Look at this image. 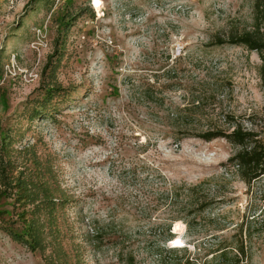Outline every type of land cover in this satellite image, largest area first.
Instances as JSON below:
<instances>
[{
	"label": "rangeland",
	"instance_id": "374dc122",
	"mask_svg": "<svg viewBox=\"0 0 264 264\" xmlns=\"http://www.w3.org/2000/svg\"><path fill=\"white\" fill-rule=\"evenodd\" d=\"M253 1L0 0V264H46L50 246L12 237L29 239L26 219L45 241L49 222L67 231L83 264H124L80 240L110 217L131 234L136 264H157L147 224L198 183L214 202L189 231L173 221L169 245L193 254L185 239L205 247L242 225L248 263L264 264V175L245 183L227 162L239 147L223 138L175 140L225 113L264 135L259 54L211 44L251 29ZM47 186L62 207H44Z\"/></svg>",
	"mask_w": 264,
	"mask_h": 264
},
{
	"label": "trees",
	"instance_id": "16d2710c",
	"mask_svg": "<svg viewBox=\"0 0 264 264\" xmlns=\"http://www.w3.org/2000/svg\"><path fill=\"white\" fill-rule=\"evenodd\" d=\"M39 1L41 0H31L35 3ZM252 12L251 29L241 33H231L226 38L216 36L211 44L244 46L249 50L256 51L261 59L258 73L264 85V0H254ZM221 119L219 125H214V127L204 131L175 133L180 134L175 140L186 137H197L204 141L223 138L230 144L238 146V151L231 155L227 162L236 168L240 178L249 184L264 175V135L260 129L245 126L242 118H237L231 113L222 114ZM250 123L252 122L250 121ZM143 166L151 168L145 163L141 167L143 168ZM200 187L201 185L198 183L182 188V191L186 192V202L177 211L168 215L166 219L147 224V234L151 235L150 238L152 237L154 241L147 240L149 238L147 237L144 241V251L149 257L154 258L157 264H249V247L242 237V225L230 236H221L217 243L205 247H199V244L195 242L197 239H189L188 241L185 239V244H192L198 249L193 254L187 245H169L175 236L171 232L173 221L182 220L186 225V231H189L191 223L198 220L202 213L212 206L213 200L198 196ZM50 189L48 186L43 188L41 201L44 207L49 210H53L57 206L62 207L64 197L56 195ZM168 192L174 197L179 195L178 189L173 186ZM24 224H26L25 235H28L29 239H24V236L22 237L17 233L13 234L12 237L21 243L31 245L34 250L44 251L50 246L51 253L46 258V264L85 263L84 259L81 258L79 243L70 241V238L67 237V231H60L61 227L60 230L57 226L51 227L52 223L49 222V230L47 231H49L51 239L45 241L43 224L40 226L32 219L28 221L26 219ZM87 226L88 228L80 240L85 245L90 246L94 252H101L103 247L114 248L117 261L124 264L137 263L135 251L126 249L127 244L130 243L131 234H127L118 221L110 217L106 222L100 224L94 219ZM178 243L181 244V241L179 240ZM208 255L210 256L207 257Z\"/></svg>",
	"mask_w": 264,
	"mask_h": 264
},
{
	"label": "bare ground",
	"instance_id": "6f19581e",
	"mask_svg": "<svg viewBox=\"0 0 264 264\" xmlns=\"http://www.w3.org/2000/svg\"><path fill=\"white\" fill-rule=\"evenodd\" d=\"M97 2V1H96Z\"/></svg>",
	"mask_w": 264,
	"mask_h": 264
}]
</instances>
